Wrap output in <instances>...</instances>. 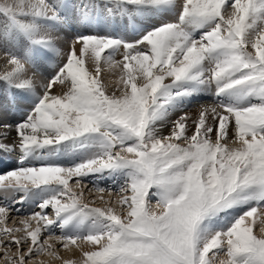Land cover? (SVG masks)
<instances>
[{
    "label": "snow or ice",
    "instance_id": "obj_1",
    "mask_svg": "<svg viewBox=\"0 0 264 264\" xmlns=\"http://www.w3.org/2000/svg\"><path fill=\"white\" fill-rule=\"evenodd\" d=\"M0 44L4 264H264V0H0Z\"/></svg>",
    "mask_w": 264,
    "mask_h": 264
},
{
    "label": "bare ground",
    "instance_id": "obj_2",
    "mask_svg": "<svg viewBox=\"0 0 264 264\" xmlns=\"http://www.w3.org/2000/svg\"><path fill=\"white\" fill-rule=\"evenodd\" d=\"M56 2H59V0H56ZM67 2L68 3H78V0L76 1V0H67ZM151 22H156L155 20H153V21H151ZM117 25H119V27H118V31H120L121 29H122V27H123V25H121L120 24V21L119 20H117ZM80 28H83V26H81V25H78V24H75V21H74V31L75 30H77V29H80ZM128 30H129V32H131V25H129L128 26ZM65 35H67V36H71L73 33L72 32H66V33H64ZM59 44H60V46L61 47H63V48H65L66 49V45H64L63 44V42H58ZM22 46H23V44H21ZM3 46H7L6 44H3ZM118 59H119V57H117ZM3 66H4V60L2 59V58H0V71H2L3 70ZM50 71H52V69L51 68H47L46 70H45V74H47V72H50ZM40 74L39 73H37V80H39L41 77L39 76ZM116 79H117V76L116 75H114V74H112V73H107L106 74V76H105V81H106V83H108L109 84V87L111 88L112 87V85L115 83V81H116ZM53 91L54 92H60L61 91V88L57 85L56 86V88L55 89H53ZM1 92H4V86L2 85V84H0V95H1ZM3 94V93H2ZM3 96L4 95H1L0 96V100H3ZM213 102V99H212V96H211V94L210 93H204V94H202L200 97H198V98H194L193 100H192V102L190 103V104H188V105H190V106H192V107H196L197 109L199 108V106L201 105V104H209V103H212ZM10 103V102H9ZM18 106L19 107H27V104H23V103H19L18 102ZM185 109V108H184ZM11 111V109L9 108V111L6 113V116L8 117V119L9 120H7L9 123H13V122H15L16 120H18L17 119V117L16 116H18V115H15V113H11L10 112ZM196 111V110H195ZM193 115V114H192ZM174 116H175V113L170 117V119H173L174 118ZM165 127V129L167 130V131H165V129H163V130H161V133L163 134V135H167L168 133H169V128H168V126H164ZM15 137H16V134H15V132L13 131L11 134H10V136L8 137V139L7 140H5L4 142L5 143H12L13 142V140L15 139ZM18 152H14V153H12V159H14L15 161H16V158H17V154ZM14 155H15V157H14ZM5 157H3L2 159H0V168H2V167H4V164H3V159H4ZM11 160V159H10ZM86 195H89L88 193H86ZM91 195H94V193H91L89 196H91ZM95 195H98V194H95ZM98 197V196H97ZM18 206V205H17ZM20 206V205H19ZM18 206V207H19ZM25 206V205H24ZM23 206V207H24ZM21 207V206H20ZM27 209H29V207L27 208ZM37 209H39L38 207H37ZM36 209V210H37ZM21 213H25V212H21ZM21 213H16L15 211H13V213H12V216H13V218L14 219H16L17 217V215L18 214H21ZM57 233H58V231H57ZM52 239H54V238H52ZM52 242H55V240H52ZM77 254H79V253H77ZM80 255V254H79ZM71 258V257H70Z\"/></svg>",
    "mask_w": 264,
    "mask_h": 264
},
{
    "label": "rangeland",
    "instance_id": "obj_3",
    "mask_svg": "<svg viewBox=\"0 0 264 264\" xmlns=\"http://www.w3.org/2000/svg\"><path fill=\"white\" fill-rule=\"evenodd\" d=\"M77 1V0H76ZM78 2H79V0H78ZM74 3V2H73ZM154 23V22H153ZM77 30H80V31H83V28H80V29H77ZM117 31H118V28H117ZM21 44H24V42L23 41H21L20 42ZM0 47H3V44H0ZM0 56H2V54H0ZM5 63V62H4ZM40 76V75H39ZM56 88V86L54 87V89ZM3 93V94H2ZM1 95H4V92H1ZM0 95V96H1ZM10 104V103H9ZM10 109H11V107H10ZM196 110V111H195ZM197 108L196 107H192V106H190V105H187L186 107H185V109H183V111H185V112H188V113H190L191 115L193 114V116H195L196 114H197ZM11 113H15V112H13L12 110L10 111ZM15 115H18V116H16L17 117V119H19V113H15ZM180 115V113L179 112H177V113H175V116H174V118L172 119V120H174V119H176V117L177 116H179ZM6 118V120H9L8 119V117L6 116L5 117ZM166 126H168V128H169V131H170V125H166ZM163 129H165V127L163 126L162 128H161V130H163ZM165 131H167L166 129H165ZM11 159V160H10ZM3 164H4V167H2V168H4V169H7L8 168V165L9 164H15V160L14 159H12V155L11 156H6L4 159H3ZM7 170H5V171H1L0 173H3V172H6ZM89 187H91V185H89ZM115 191V190H114ZM89 195L91 194V193H88ZM98 196V195H97ZM155 203H156V201H155V199H153L152 200V204L153 205H155ZM100 205V201H99V199L97 198V206H99ZM19 206V205H18ZM17 205H16V207H18ZM20 207V206H19ZM29 207V209H27ZM24 209H26L27 211H39V209H37V207L35 206V205H33V206H29V205H25L24 207H23ZM37 209V210H36ZM48 212H49V215H51V210H48ZM25 213H21V214H18L16 217V220H18L19 219V217L20 216H22V215H24ZM9 226H12V221H9ZM57 235L59 234V232L58 233H56ZM45 235H47V234H45ZM54 238V237H53ZM52 240H55V238L54 239H52ZM57 250L60 252V254L65 258V259H78L79 258V254H77V253H79L74 247H72V246H70V250H65V249H63L61 246H60V244L59 243H57ZM71 257V258H70ZM36 259H38V260H41V261H45V264H61V261L60 260H55V259H53V258H51V257H49V256H47V255H44V254H42V255H40L39 257H36ZM0 264H4V262H3V249L2 248H0Z\"/></svg>",
    "mask_w": 264,
    "mask_h": 264
}]
</instances>
